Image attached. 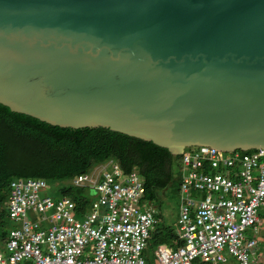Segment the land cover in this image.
Wrapping results in <instances>:
<instances>
[{
	"label": "water",
	"instance_id": "obj_1",
	"mask_svg": "<svg viewBox=\"0 0 264 264\" xmlns=\"http://www.w3.org/2000/svg\"><path fill=\"white\" fill-rule=\"evenodd\" d=\"M0 104L173 156L264 149V0H0Z\"/></svg>",
	"mask_w": 264,
	"mask_h": 264
},
{
	"label": "built area",
	"instance_id": "obj_2",
	"mask_svg": "<svg viewBox=\"0 0 264 264\" xmlns=\"http://www.w3.org/2000/svg\"><path fill=\"white\" fill-rule=\"evenodd\" d=\"M67 182L94 197L78 218L69 197L40 196L44 179L9 182L0 264H151L142 252L161 214L144 199L135 170L109 159ZM177 195L172 228L181 244L156 246L157 264H226L227 255L233 264H258L257 238L244 232L257 229L260 211L264 218V149H184Z\"/></svg>",
	"mask_w": 264,
	"mask_h": 264
},
{
	"label": "trees",
	"instance_id": "obj_3",
	"mask_svg": "<svg viewBox=\"0 0 264 264\" xmlns=\"http://www.w3.org/2000/svg\"><path fill=\"white\" fill-rule=\"evenodd\" d=\"M109 159L125 172H137L148 202L157 200V190L169 183L176 181L177 186L180 155L173 156L165 148L105 128L49 125L0 104V243L10 225L5 202L12 179L67 181ZM60 193L74 202L79 215L94 198L89 188L68 182ZM163 243L178 246L181 240L172 226L161 219L150 234L143 257L151 263L153 250Z\"/></svg>",
	"mask_w": 264,
	"mask_h": 264
},
{
	"label": "rangeland",
	"instance_id": "obj_4",
	"mask_svg": "<svg viewBox=\"0 0 264 264\" xmlns=\"http://www.w3.org/2000/svg\"><path fill=\"white\" fill-rule=\"evenodd\" d=\"M187 150V148L185 149ZM67 184V181H60V182H55V181H46V186L40 191V196L47 195L51 199H56L61 195L60 193V188L64 185ZM92 193V192H91ZM153 204L157 206L161 213L162 220L167 224L171 225L176 221V216H177V206H178V195H177V186H176V181L171 182L167 185V187L163 189L157 190V200L152 201ZM260 214V223L258 224V227L256 230H252L251 227H248L245 229L244 234L251 238H257V253H259V256L264 254V218L261 215V211L259 212ZM79 214H75V217L78 218L77 216ZM1 246V243H0ZM228 257V262L226 264H233V261ZM151 264H157L154 256L151 255L150 258ZM199 262H203L200 259L196 258L192 260L191 264H200ZM258 264H264V258L259 259ZM208 264H212L208 262ZM216 264H224V263H219L217 262Z\"/></svg>",
	"mask_w": 264,
	"mask_h": 264
},
{
	"label": "crops",
	"instance_id": "obj_5",
	"mask_svg": "<svg viewBox=\"0 0 264 264\" xmlns=\"http://www.w3.org/2000/svg\"><path fill=\"white\" fill-rule=\"evenodd\" d=\"M263 258H264V254H263V255H261L260 259H263Z\"/></svg>",
	"mask_w": 264,
	"mask_h": 264
},
{
	"label": "clouds",
	"instance_id": "obj_6",
	"mask_svg": "<svg viewBox=\"0 0 264 264\" xmlns=\"http://www.w3.org/2000/svg\"><path fill=\"white\" fill-rule=\"evenodd\" d=\"M161 214V213H160ZM161 219H162V217H161ZM164 244V243H163Z\"/></svg>",
	"mask_w": 264,
	"mask_h": 264
}]
</instances>
